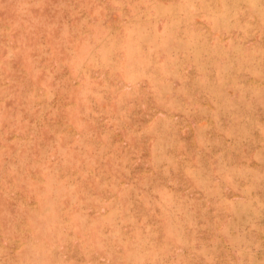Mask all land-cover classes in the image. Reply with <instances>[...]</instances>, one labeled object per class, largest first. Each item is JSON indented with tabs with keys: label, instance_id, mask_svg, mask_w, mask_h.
<instances>
[{
	"label": "rangeland",
	"instance_id": "374dc122",
	"mask_svg": "<svg viewBox=\"0 0 264 264\" xmlns=\"http://www.w3.org/2000/svg\"><path fill=\"white\" fill-rule=\"evenodd\" d=\"M0 264H264V0H0Z\"/></svg>",
	"mask_w": 264,
	"mask_h": 264
}]
</instances>
